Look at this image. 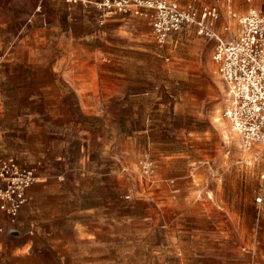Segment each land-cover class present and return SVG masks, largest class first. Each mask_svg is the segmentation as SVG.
Here are the masks:
<instances>
[{
	"label": "crops",
	"instance_id": "1",
	"mask_svg": "<svg viewBox=\"0 0 264 264\" xmlns=\"http://www.w3.org/2000/svg\"><path fill=\"white\" fill-rule=\"evenodd\" d=\"M73 8L71 24L65 11L66 20L44 29L43 49L26 37L0 68V160L37 165L38 177L14 224L0 211L12 231L0 237L2 264H109L110 239L95 231L100 217L115 219L118 172L157 139L164 146L188 139L165 120L172 96L130 69L162 66L153 57L150 19L115 15L99 26L93 7ZM182 33L196 37L184 30L167 44ZM177 159L187 170L194 162ZM177 159L164 153L159 160L169 167ZM156 247V264H164L163 235Z\"/></svg>",
	"mask_w": 264,
	"mask_h": 264
},
{
	"label": "rangeland",
	"instance_id": "2",
	"mask_svg": "<svg viewBox=\"0 0 264 264\" xmlns=\"http://www.w3.org/2000/svg\"><path fill=\"white\" fill-rule=\"evenodd\" d=\"M193 1L238 15L249 9L264 12V0H181ZM73 6L84 7L65 0H0V68L10 49L26 37L33 38L32 47L43 49L44 29L66 20L65 11L70 23ZM211 46L182 33L162 48L154 43L153 57L161 68L130 67L133 73H147L172 96L165 120L188 139L177 144L169 139L166 146L157 139L145 147L155 166L151 183L139 176L140 158L125 174L118 172L115 219L106 223L100 217L95 231L110 239L105 245L109 264H156L157 235L164 237V264H264V152L244 150L222 117L226 94L214 73ZM164 153L194 162L189 170L179 159L164 167L159 160ZM4 226L1 220L0 237L8 239L12 235Z\"/></svg>",
	"mask_w": 264,
	"mask_h": 264
},
{
	"label": "built area",
	"instance_id": "3",
	"mask_svg": "<svg viewBox=\"0 0 264 264\" xmlns=\"http://www.w3.org/2000/svg\"><path fill=\"white\" fill-rule=\"evenodd\" d=\"M65 1L92 6L99 13L100 24L115 15L147 17L159 48L184 30L211 42L214 73L226 94L222 117L240 138L244 150L264 152V12L249 9L238 15L229 8L223 19L218 5L194 1L186 4L178 0ZM36 166L24 165L12 156L0 160V211L11 224L27 203L28 189L38 180ZM137 167L139 176L151 183L155 166L148 153L142 155ZM127 170L122 172L125 174Z\"/></svg>",
	"mask_w": 264,
	"mask_h": 264
},
{
	"label": "bare ground",
	"instance_id": "4",
	"mask_svg": "<svg viewBox=\"0 0 264 264\" xmlns=\"http://www.w3.org/2000/svg\"><path fill=\"white\" fill-rule=\"evenodd\" d=\"M217 121V120H216ZM223 133H224V130H223ZM225 137H226V135H225ZM226 139V138H225Z\"/></svg>",
	"mask_w": 264,
	"mask_h": 264
}]
</instances>
